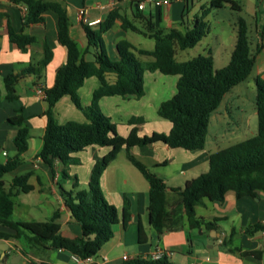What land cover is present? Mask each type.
<instances>
[{"label": "trees", "instance_id": "16d2710c", "mask_svg": "<svg viewBox=\"0 0 264 264\" xmlns=\"http://www.w3.org/2000/svg\"><path fill=\"white\" fill-rule=\"evenodd\" d=\"M15 5L26 8L23 27L16 32L8 22L9 39L18 48L26 52L27 47L35 44L37 38L24 33L30 25L45 22V14L53 12L57 16V39L66 49V62L61 66L51 88H42L46 93L47 124L43 136V145L38 156L49 166L53 177H56L55 162L64 165L61 172L64 180L74 178L71 190L63 191L64 204L69 210L71 219L82 230V236L68 238L61 233L60 225L54 220L48 222H14L13 198L20 193H29L32 187L27 185L25 178L15 177L12 188H19L16 193L6 190L4 176L14 172L22 163V156L29 150L30 131L25 121L23 108L9 119V123L18 128L13 138L17 154L7 163L0 164V225L15 234L0 232V240L14 239L23 246L21 253H29L24 248L44 247L47 249L66 251L82 259L95 257L113 236V227L120 222L117 207L106 198L101 179L107 167L116 159L122 150H126L131 163L142 173L150 185L149 221L158 232L183 228L181 223L186 217L191 228H209L213 222L196 218V209L207 199L224 201L229 191L235 192L238 199L256 196L264 192V77L256 78V110L258 117L257 133L242 142L222 149L210 156L209 171L186 182L183 188H168L165 181L151 169L139 162L130 149L136 146L162 143L172 149L187 151L203 150L206 146L213 115L220 108L226 96L238 85L245 82L253 73L258 50H252L250 32L247 21L240 17L237 21V35L230 60L223 68H215V60L209 55H199L188 61H177L178 50L184 51L196 47L209 34V23L206 18L216 9L229 5L234 11L240 12L241 6L235 0H211L208 7H202L191 27L181 24L168 33L158 29L152 17L136 15L144 25L139 29L127 17L117 10L99 22L98 28L83 23L88 39V48L81 52L76 41L69 34V15L67 9L54 0H10ZM137 3V2H136ZM0 17L2 15L0 14ZM117 20L122 22L125 31L140 33L155 42L153 50L136 48L129 41H121L118 46L119 60L112 61L105 47L103 36L110 31ZM92 54L93 60H86L85 55ZM139 56L152 58L143 62ZM53 59V50L48 41L43 42V58L36 66L25 69L21 74H10L5 78L7 99L18 98L15 85L26 75L34 74L38 78ZM159 72L166 76H178L176 93L161 103L158 116L171 123L168 134L154 132L151 135H139L138 124L143 121L134 118L129 124L134 126L127 137L119 134L116 124L106 116L99 107L104 97L121 96L124 98H141L145 94V74ZM108 75H115L116 80L110 83ZM96 77L100 86L93 93L92 103L83 106L79 90L85 81ZM65 96H68L75 107L81 110L88 122L69 121L60 124L55 117V107ZM106 147L110 152L97 162L89 180L88 190H79L77 177H71L68 168L79 165L76 154L86 151L89 147ZM170 193L178 195V200L171 199ZM129 199L124 198L122 221L124 226L130 222ZM180 206L184 213L183 219H175L169 212L170 208ZM182 220V221H181ZM253 232H264V224H256ZM24 238V240H23ZM147 235L142 223H139V242L145 243ZM48 245V246H47ZM248 255L256 253L246 252ZM7 256V255H6ZM5 256V258H6ZM34 264H55L41 262ZM121 264H172L167 257L157 260L141 257L129 259Z\"/></svg>", "mask_w": 264, "mask_h": 264}, {"label": "crops", "instance_id": "0c3cea01", "mask_svg": "<svg viewBox=\"0 0 264 264\" xmlns=\"http://www.w3.org/2000/svg\"><path fill=\"white\" fill-rule=\"evenodd\" d=\"M54 1L60 2L67 9L70 21L69 34L77 42L82 53L88 48V39L83 29V23L78 18L79 11L82 9L86 11V18L89 22L95 23L92 25L94 29L98 28L99 22L105 20L112 11L117 10L141 30H144V25L135 18L136 15L152 17L156 27L168 33L173 28H179L181 24H184V28L191 27L196 17L201 15L202 7H208L211 2V0L207 1V6L203 0H183L157 6L147 2L148 0ZM235 1L241 6L240 12L234 11L229 5L218 9L222 11L229 8L236 12L237 16L233 15L232 17L230 33H227V26L224 25V30L216 37V44L230 53L228 56L230 60L236 43V24L238 19L243 17L249 26L252 50L254 52L259 51L256 56L255 67L259 69V75L262 74L260 77H264V0ZM141 3H144V7L140 9L139 4ZM213 12L214 10L209 16ZM25 13L26 8L24 6L15 5L10 0H0V14L2 15L0 17V164L7 163L10 158L17 154L13 138L17 134L18 128L11 125L9 119L14 117L20 108L24 110L25 123L30 131L29 150L22 156L23 163L14 172L5 175L3 178L7 191L13 190L16 193L19 191V188H12V180L15 177L25 178L26 184L32 187L31 192H18L17 196L13 198L15 209L11 219L14 222H48L54 220L60 225L61 233L65 237L77 238L82 236L81 227L71 219L62 196L63 191L71 190L75 180L74 178L62 179L61 172L65 167L59 162H55L54 168L57 174L56 177H53L49 166L38 156L43 145V136L47 124V117L45 116L47 103L37 90L41 87L51 88L54 85L57 70L66 62V49L59 44L57 39V16L53 12H48L45 14V22L30 25L24 29V33L35 36L37 42L28 46L26 52L21 51L9 39L8 22L16 32L20 31L23 27ZM210 34L211 32L198 45L206 43V46L210 47L208 43ZM224 36L228 37V40ZM103 39L107 54L112 61L119 60L117 46L121 41H129L138 49L149 51L154 49L143 48L144 39H152L140 33L123 30L120 20H117L112 29L104 34ZM45 40L48 41L53 50V59L42 72L40 78L34 74L22 78L15 85L17 100L9 101L5 78L10 74L19 75L25 69L36 66L43 58V42ZM153 47H155V42ZM179 52L178 50L176 59ZM209 54L215 61L217 60L211 52ZM138 57L141 61L148 62L143 58L141 59V57L146 56L138 55ZM85 59L93 60V55L86 54ZM150 59L152 60V58ZM158 74L160 73L147 72L145 74V94L141 98L109 96L99 101L101 111L116 124L120 135L122 134L120 126L127 127V136L130 134L134 126L130 125L129 121L134 118L143 121L137 125L140 136L151 135L154 132L166 134L170 132L171 123L167 120L169 123L161 121L157 112L161 103L170 99L175 92H171L172 96H170L168 84L166 85L167 79ZM107 79L110 83H114L116 77L115 75H108ZM148 84L152 85L149 88L152 90V94L150 93L149 103H146L149 93ZM155 84H161V86H155ZM99 86L100 81L96 77H91L85 81L79 90L83 106L91 105L93 93ZM54 111L60 124L69 121L88 122L85 114L75 107L68 96L63 97L57 103ZM149 111L156 115L157 126L153 128L151 134H142L140 131L148 120ZM209 132L211 133V125ZM220 142L218 138L211 136L210 139L207 138L203 150L172 149L158 143L144 147H133L130 149V153L162 178L168 188H183L187 181L209 171L210 156L227 148L222 146ZM109 152V148L93 146L75 155L81 163L69 166L68 173L71 177H77L79 190L89 189V180L94 165ZM101 186L109 202L117 207L120 222L113 227V238L103 246L99 254L93 257L89 264H121L138 257L152 259L158 249L166 251V257L172 264H264V232H253V227L256 224H264V192H259L256 196L238 199L235 192L229 191L222 202L205 199L196 209V218L213 222V226L209 228L205 226L199 229L191 228L189 220L184 218L180 206L170 208L169 212L175 219L184 218L183 221L181 220L184 226L180 229L165 230L163 233H158L149 221L150 185L142 173L131 163L125 149L105 170L101 179ZM125 197L129 199V213L131 215L130 222L126 226L122 221ZM170 197L175 201L178 200V195L173 193H170ZM16 212L22 218L14 219ZM140 222L148 238L145 243L139 242ZM0 232L15 234L14 231L1 225ZM17 243L19 242L14 239L0 240V261H4L5 256L9 255V248L18 247L23 250V247ZM5 248L8 249L7 252L3 250ZM49 252L56 254V260L47 257ZM246 252L256 254L248 255L245 254ZM28 253L27 256L21 252L14 256H19L20 262L24 261V264L41 262L75 264L73 255L66 251L40 247L28 251Z\"/></svg>", "mask_w": 264, "mask_h": 264}, {"label": "rangeland", "instance_id": "374dc122", "mask_svg": "<svg viewBox=\"0 0 264 264\" xmlns=\"http://www.w3.org/2000/svg\"><path fill=\"white\" fill-rule=\"evenodd\" d=\"M204 4L207 5V1L203 0ZM208 6V5H207ZM226 9V10H225ZM224 10H214L213 14L209 16L207 19L209 23V32H211L209 36V46H206V43L198 45L197 47L190 48L184 51L179 50L178 61H188L199 55H209L211 52L214 56H216L217 60L215 61V68H223L228 64L229 54L225 48L222 46H218L216 44V37L224 30V25L227 26V33L232 29L231 23L233 22V15L237 16V13L231 11L229 8H225ZM224 21V23H223ZM208 36V35H207ZM228 36V35H227ZM224 38H226L224 36ZM228 40V37L226 38ZM144 47L143 48H154L153 40H145L144 39ZM210 50V51H209ZM228 57V59H226ZM149 61L151 60L149 57H141V59ZM226 59V60H225ZM150 75V74H148ZM159 76L167 79L166 85L168 86V91L176 93V81L178 80V76H166L162 74H158ZM262 76L259 75V69L255 67L253 73L249 76V78L235 87L225 98L224 102L217 110V112L213 115L212 124H211V133L209 132L208 139L212 137L218 138L221 142L222 146H232L248 138H251L257 133V110H256V78ZM150 77V76H148ZM149 80V78H148ZM150 86H147V90H149L148 98L146 99V103H149L151 99L152 90L149 89ZM155 86H161V84H155ZM151 93V94H150ZM168 98V97H167ZM157 101V100H156ZM155 102V101H154ZM156 115L149 111V117L146 123L143 125V128L140 132L142 134L147 133L151 134L153 128L157 126ZM161 121H165L160 118ZM121 136L125 137L128 134L127 127L120 126ZM82 180V179H81ZM19 213L16 212L14 215V219L19 217ZM23 216V213H22ZM22 218V217H19ZM24 240V238H23ZM20 247H23L21 244L17 243ZM26 250L32 251L29 245H25ZM8 249L5 250L7 252ZM9 255L6 256L4 261H0V264H24V261L20 262L19 256H14L20 254L22 251L21 248L14 247L9 248ZM48 258L52 260H56V254L54 252H49L47 255Z\"/></svg>", "mask_w": 264, "mask_h": 264}, {"label": "built area", "instance_id": "2783aa9c", "mask_svg": "<svg viewBox=\"0 0 264 264\" xmlns=\"http://www.w3.org/2000/svg\"><path fill=\"white\" fill-rule=\"evenodd\" d=\"M180 1H183V0H148L147 2L153 3V4L157 5V6H162V5H168V4L172 3V2H180ZM143 7H144V3L139 4V8L140 9L143 8ZM78 18L84 24H88V25H91V26L93 24H95L94 22H89V20L86 18V11L84 9L79 11ZM37 92L44 99L46 98V93H45L44 89L39 88L37 90ZM166 256H167L166 251H164L162 249H158L156 251V253L152 256V260H157V259H160V258L166 257ZM72 258H73V261L75 262V264H89V263H91L93 257L82 259V258H80L78 256H74L73 255ZM190 264H196V263H190Z\"/></svg>", "mask_w": 264, "mask_h": 264}, {"label": "water", "instance_id": "95a60500", "mask_svg": "<svg viewBox=\"0 0 264 264\" xmlns=\"http://www.w3.org/2000/svg\"><path fill=\"white\" fill-rule=\"evenodd\" d=\"M4 251L6 250V248L5 249H3Z\"/></svg>", "mask_w": 264, "mask_h": 264}]
</instances>
